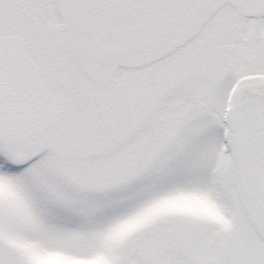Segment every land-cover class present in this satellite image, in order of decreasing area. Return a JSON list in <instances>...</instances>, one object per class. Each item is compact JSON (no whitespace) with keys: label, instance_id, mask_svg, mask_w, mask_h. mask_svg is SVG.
I'll list each match as a JSON object with an SVG mask.
<instances>
[{"label":"snow or ice","instance_id":"snow-or-ice-1","mask_svg":"<svg viewBox=\"0 0 264 264\" xmlns=\"http://www.w3.org/2000/svg\"><path fill=\"white\" fill-rule=\"evenodd\" d=\"M0 264H264V0H0Z\"/></svg>","mask_w":264,"mask_h":264}]
</instances>
